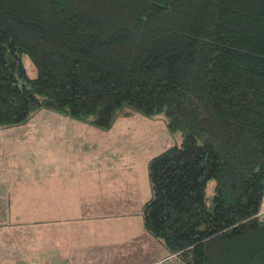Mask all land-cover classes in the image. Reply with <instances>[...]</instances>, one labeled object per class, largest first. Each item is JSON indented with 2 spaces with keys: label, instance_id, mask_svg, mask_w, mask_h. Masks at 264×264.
Listing matches in <instances>:
<instances>
[{
  "label": "trees",
  "instance_id": "trees-1",
  "mask_svg": "<svg viewBox=\"0 0 264 264\" xmlns=\"http://www.w3.org/2000/svg\"><path fill=\"white\" fill-rule=\"evenodd\" d=\"M43 108L165 111L183 141L149 159L145 229L179 264H264V0H0V129ZM46 224L1 219L0 257Z\"/></svg>",
  "mask_w": 264,
  "mask_h": 264
},
{
  "label": "rangeland",
  "instance_id": "rangeland-1",
  "mask_svg": "<svg viewBox=\"0 0 264 264\" xmlns=\"http://www.w3.org/2000/svg\"><path fill=\"white\" fill-rule=\"evenodd\" d=\"M22 61L28 75L36 77L38 70L31 56L23 53ZM167 122L165 111L151 116L135 111L129 116H119L110 129H103L90 122L43 108L25 123L0 129V188L5 186L3 191L6 192L7 181L14 182V186L18 185L15 194L23 196L22 200H29L25 197L27 195H33L30 197L32 199L49 195L48 198H52L51 201L59 206L56 207L57 210L69 214L71 224L75 222V214H80L82 209L86 216L82 217V222L78 225L85 230L87 238L92 237L87 236V230L96 229V226L99 232L106 229L109 235L119 239H124L129 234L126 240H119L116 244L115 257L114 254L109 255L111 261L103 264H179L176 256H169L171 252L166 245L145 229L143 219V204L152 195L149 159L170 145L181 144L183 141L182 132L171 131ZM55 130L59 132L58 136L52 134ZM45 135L52 136L47 141L49 145L56 142L54 138L58 141L57 145H47L43 139ZM69 142L75 150L78 145L81 149L84 142L87 152L92 149L93 153L100 151L102 161L94 164L92 158L84 164V168H74V162L64 160L63 157L68 151H72ZM81 152L83 159L91 158V153ZM98 155L97 153L94 157L97 158ZM54 161L66 166L71 164L66 179L46 181L50 177L53 165L51 162ZM100 164L103 171L116 172L115 178L121 182L119 187L115 185L110 190L107 186L103 190L97 186L94 175L97 172L99 179ZM29 178L40 184H28ZM215 184L214 178L209 179V203L215 192ZM7 196L0 198V220L9 215L8 201L14 200L5 198ZM118 198L120 199L115 202ZM101 204L107 207L101 210L100 216L97 219L89 217ZM262 208L264 210V202ZM7 219L9 218L4 220ZM8 224L10 228L17 225L12 220H8ZM18 235L20 236V232ZM22 236L25 237L24 233ZM15 241L17 242V238H12L8 243L5 255L0 257V264H48V254L45 255L43 248L46 246L45 242H41L44 245L39 248V251L43 249L38 257L30 259V246H15ZM104 250L106 252L107 248ZM57 255L54 249H50L52 260ZM60 262L64 264L62 259L58 264Z\"/></svg>",
  "mask_w": 264,
  "mask_h": 264
},
{
  "label": "crops",
  "instance_id": "crops-1",
  "mask_svg": "<svg viewBox=\"0 0 264 264\" xmlns=\"http://www.w3.org/2000/svg\"><path fill=\"white\" fill-rule=\"evenodd\" d=\"M16 126V125H15ZM10 127V126H9ZM6 128V127H4ZM2 129V128H1ZM53 135L58 136L59 132L55 130ZM51 134V135H52ZM52 137L49 135H45L43 138L45 143H47L48 139ZM30 139V138H28ZM56 142L53 145L49 146H55L57 145L58 141L56 138H54ZM85 140V139H84ZM85 142V141H84ZM84 142L81 144L82 147L80 149V146L78 145V149L75 150L73 148V145L69 142L68 145L72 147L71 152H67L63 155L64 160H71L74 162L73 166L74 168H84V164L89 162L92 158L94 161V164L100 163L102 161L101 152L97 151L95 153L90 151H86ZM91 153V158L86 157V159L82 158V152ZM99 154L97 158H95V154ZM53 165L51 166V173L50 177L46 179L48 180H59V179H66V175L70 172L71 164L68 166L64 164H60L58 162H51ZM46 165H49V163H46ZM100 173L99 179H97L98 174L95 172L94 175V181L96 182L97 186L103 190H106V187L108 186L110 190H112L115 185L120 186V181L116 177V172L112 171H103L101 164L100 168L98 170ZM114 173V174H113ZM29 183H39V181L29 178ZM40 184V183H39ZM18 186V185H17ZM17 186H14V182L7 181V187L6 192L3 190L5 189V186L0 188V198L3 196L8 195L5 198H10L14 200H9V215H6L3 219L9 218V219H35V220H51V225L46 224L45 228H35L37 232L35 234V237L31 238L30 242V259H35L38 257L39 252L44 248V253L48 254L46 261L48 264H58L59 261L62 259L64 264H103V262H109L111 261L109 259V255H113L115 257V246L118 243L119 240L124 241L129 237V234L125 236L124 239H119L117 237H113V235H109L108 232H106V229L102 230V232H99L98 226L97 228H91L88 229L86 233L87 236L92 237H85V230L80 229L78 223L82 222V217L84 218L86 216L85 211L81 209L80 214L76 213L73 217L75 219V222L73 224L69 216V214H66L64 211L60 212L56 209V207H59L55 203L51 201L52 198H48L49 195H44L43 197H38L37 199H32L30 197H33V195H27L25 197H28L26 200H22L23 196H17L15 194V188ZM33 186V185H31ZM116 194V193H114ZM120 198H118L115 202H117ZM18 203H20L18 205ZM65 208L66 204L63 203ZM107 206H104L103 204L99 205L95 210L92 216L98 218L97 216H100V212L102 209L106 208ZM1 218V217H0ZM110 219V218H108ZM77 220H81L78 221ZM100 225V224H97ZM46 230L44 233V238L42 237V230ZM72 232V233H71ZM41 242H45V247H43L40 251L39 248L44 245ZM105 247L107 248L105 252ZM50 249H54L57 252V258L51 259L50 256ZM102 249V250H98ZM105 253V254H104ZM169 256L173 257L176 256L175 254H170ZM177 257V256H176ZM61 264V262H60Z\"/></svg>",
  "mask_w": 264,
  "mask_h": 264
}]
</instances>
